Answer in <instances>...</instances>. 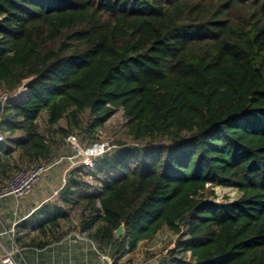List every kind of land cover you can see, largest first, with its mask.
Returning <instances> with one entry per match:
<instances>
[{"label":"trees","instance_id":"obj_1","mask_svg":"<svg viewBox=\"0 0 264 264\" xmlns=\"http://www.w3.org/2000/svg\"><path fill=\"white\" fill-rule=\"evenodd\" d=\"M0 93V130L36 166L122 110L131 143L70 170L41 235L66 207L112 264L163 229L189 255L168 264H264V0H0ZM10 172L0 159V186Z\"/></svg>","mask_w":264,"mask_h":264},{"label":"rangeland","instance_id":"obj_2","mask_svg":"<svg viewBox=\"0 0 264 264\" xmlns=\"http://www.w3.org/2000/svg\"><path fill=\"white\" fill-rule=\"evenodd\" d=\"M21 89L18 90L17 93L10 98L16 99L19 96L18 93L20 94V92L22 91ZM4 98L5 97H2L0 93V101H2V103L5 102ZM84 118L86 119V117L85 116L83 117L82 119L83 122L85 121ZM38 125H39L40 133L47 135L48 138H50L49 135L47 134L48 132H47V127L45 125L44 116H41ZM58 125L64 127L65 122L62 120ZM96 133L98 137V143L107 144L108 150L106 152L112 151L118 142L126 143V144L131 143L125 134L124 119L122 116V110L120 108L114 112L111 119L108 122H106L103 127L97 129ZM2 135H3V142L0 148V150L2 149L0 152V159L3 161L4 165H8V167L11 169V172H10V176L7 179H3L1 181L0 189L3 188L12 178V176H14L15 174L19 173L22 170L36 167V165L31 164L25 158L20 157L18 152L14 151V141L19 137L20 135L19 132H15L14 134H11L8 131H5L2 132ZM72 136H75L79 147L86 148L87 146L90 145L87 139H85L84 141L82 140L84 136L80 131H76V133H74V135ZM56 139H57L56 140L57 145L55 146L53 158L50 164H54L52 166L54 169L53 173L54 174L58 173V174L57 176H55L56 181L54 182V184L55 183L56 184L55 185L52 184L49 188L52 190L53 188L55 189L57 187H60V185L63 183L62 180L66 181L68 179L70 170L76 167L78 165L77 162L79 161L78 158L74 157L75 152L71 147V145L67 142L66 138L64 141L60 142L59 135H57ZM6 151L10 152L8 156L4 154V152ZM50 164L41 163L39 164V166L43 165L47 168L48 165ZM85 171L81 172L82 175L85 176L86 178L85 180L89 182V184L93 185L91 180H89V178L86 177V174L87 175L94 174L93 169H86ZM43 174L40 175L39 177L40 180L38 184H40V182L43 181V176H42ZM208 191H212L213 195H209ZM30 194L31 192L27 196L22 197L24 201H27L23 206L24 211L27 210L30 211L31 206H33L30 199L26 200V198H29ZM35 194L36 191L33 190V196H35ZM46 194H48V191L45 192V196ZM238 196L239 193L235 189L223 188L215 185L208 186L206 191V199L216 203L233 201L237 199ZM53 198H51L48 202H46L48 208H50V205L53 206L54 203L60 204L58 196L55 197L54 199ZM5 199L6 200L10 199V201L11 199L16 200L13 197H8ZM64 208L67 211V213H76L74 211H69L66 207ZM19 214L20 213H10V219H7L9 221L8 223L10 224V222L15 221L17 219L16 217H18ZM38 215L36 214L32 219L28 218L27 220L24 221V222L27 221L25 224L29 226V229L33 224V221H35V218L39 217ZM8 223L4 219V213L2 214L0 213L1 233L4 228L5 229L9 228ZM34 225L35 224H33V226ZM76 226H77V219L74 218V216L71 217L70 222L65 221L64 223V228H66V230ZM14 227H15L14 230L20 233V228H21L20 224L18 223ZM3 233L0 234V243L3 245V247L7 249H12L14 251V259L17 262V264H32L31 257L29 254L30 251L28 249L21 250L16 246L17 247V251H16L15 248H13V245L10 244V237H11L15 245H17L15 232L13 231V233H8V234L7 233L3 234ZM185 240H186V235L178 236L171 233L167 229H163L152 240L141 243L138 246V249L133 254L124 255V257L120 260V264H168V263H172L173 259L176 261L188 262V258H189L188 254H186L185 256L182 254H178V251L181 249L180 245ZM25 243H27V239ZM75 248H76V252L78 251V253H80L79 257H81V253L84 250L83 255L85 257L86 264H112V260L109 259L107 256L101 254L100 252L97 253L94 244L88 241L87 239L85 240L84 244L83 243L79 244ZM79 261H81V259Z\"/></svg>","mask_w":264,"mask_h":264},{"label":"crops","instance_id":"obj_3","mask_svg":"<svg viewBox=\"0 0 264 264\" xmlns=\"http://www.w3.org/2000/svg\"><path fill=\"white\" fill-rule=\"evenodd\" d=\"M2 150V149H1ZM0 150V152H1ZM50 164V163H49ZM56 164V163H55ZM54 164L48 165L46 171L44 172L43 181L38 184L39 180L34 185L29 198L33 206H31V210L24 211L23 206L27 201H24L23 198H15L16 200L10 201V199H1L0 200V213H4V219L8 223L7 219H10V213H20L17 219L13 222L8 223L7 229H3V232L10 231L11 229L16 234V243L17 247L21 250H29L30 257L32 264H86L85 257H84V250L81 253V257H79L80 253L76 252V248L79 244H84L86 237L84 233L79 231L78 226V213H67L68 217L67 220H62L60 222L59 227L56 230L50 231L49 228H46L45 235H41L39 232V217L35 218L33 224L31 225L30 229L24 222L28 218H33L35 216V212L39 211L41 205H47L51 198L57 197L65 183V180H62V184L60 187L49 189L52 184L56 181V177L58 173H53V166ZM38 184V185H37ZM56 184V183H55ZM54 184V185H55ZM35 188V189H34ZM33 190L36 191L35 196H33ZM48 191V194L45 196V192ZM33 197V198H32ZM53 198V199H54ZM19 199V200H18ZM55 207H62L59 204H55L53 206L50 205V208L47 209L52 212V209ZM53 214V213H52ZM77 219V226L72 227L71 229L64 228L65 221L70 222L71 217ZM72 222V221H71ZM20 224V233L14 230V226L16 224ZM76 225V223H75ZM12 226V227H11ZM0 231V234H2ZM27 241L30 240L32 244L30 246L26 245ZM43 244V245H41ZM84 246V245H83ZM71 253V254H70ZM72 255V257H71ZM81 259V261H79ZM31 263V262H30Z\"/></svg>","mask_w":264,"mask_h":264},{"label":"built area","instance_id":"obj_4","mask_svg":"<svg viewBox=\"0 0 264 264\" xmlns=\"http://www.w3.org/2000/svg\"><path fill=\"white\" fill-rule=\"evenodd\" d=\"M22 90L21 92H23ZM20 92V93H21ZM19 95V93H18ZM8 98L5 97L4 100ZM67 142L73 148L75 155L74 157L78 158V165H81L85 169H92L95 165V158L104 154L108 150L107 144L104 143H95L90 146L79 147L75 136L69 135L66 138ZM3 142V135L0 130V145ZM46 167L43 165L36 166L34 168H29L22 170L19 173L12 176L9 182L0 190V200L8 197L13 198H22L27 196L33 189L35 183L38 181L39 177L43 172L46 171ZM13 233V230L6 231L3 234ZM10 244L13 245V248L17 251V247L10 237ZM0 264H17L14 259V251L12 249H7L3 247L0 243Z\"/></svg>","mask_w":264,"mask_h":264},{"label":"water","instance_id":"obj_5","mask_svg":"<svg viewBox=\"0 0 264 264\" xmlns=\"http://www.w3.org/2000/svg\"><path fill=\"white\" fill-rule=\"evenodd\" d=\"M7 101V100H5ZM1 109H2V101H0V114H1ZM124 232V225L121 224L115 231H114V235L116 238H119L122 236Z\"/></svg>","mask_w":264,"mask_h":264}]
</instances>
